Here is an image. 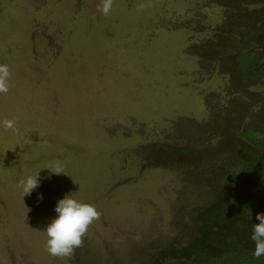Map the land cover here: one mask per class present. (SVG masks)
<instances>
[{
	"label": "rangeland",
	"instance_id": "1",
	"mask_svg": "<svg viewBox=\"0 0 264 264\" xmlns=\"http://www.w3.org/2000/svg\"><path fill=\"white\" fill-rule=\"evenodd\" d=\"M101 3L0 0V64L11 71L0 93V264H147L191 237L192 213L214 196L215 169H203L234 152L216 129L234 106L218 97L228 79L211 61L200 69L185 28H203L216 0H114L107 16ZM55 161L63 173L46 169ZM38 170L23 196L20 181ZM69 194L101 215L71 258L53 257L45 230Z\"/></svg>",
	"mask_w": 264,
	"mask_h": 264
},
{
	"label": "trees",
	"instance_id": "2",
	"mask_svg": "<svg viewBox=\"0 0 264 264\" xmlns=\"http://www.w3.org/2000/svg\"><path fill=\"white\" fill-rule=\"evenodd\" d=\"M216 6L203 28H185L200 69L209 70L211 61L228 79L218 97L234 106L216 115V129L234 141V152L203 169H215L205 185L214 196L192 213L191 237L156 249L147 264H264V257L254 259L251 240L256 214H264V0H216ZM252 95L261 99L244 98Z\"/></svg>",
	"mask_w": 264,
	"mask_h": 264
},
{
	"label": "clouds",
	"instance_id": "3",
	"mask_svg": "<svg viewBox=\"0 0 264 264\" xmlns=\"http://www.w3.org/2000/svg\"><path fill=\"white\" fill-rule=\"evenodd\" d=\"M113 6L114 0H102L101 5H98V11L107 16ZM10 77L9 66L0 64V93H8ZM3 126L5 131H11L13 134L20 132L14 119H5ZM46 169L53 174L63 173V166L59 161L52 162L50 168ZM39 185V170L34 175L27 176L20 181L23 196L31 194ZM38 199L42 200V195L38 196ZM54 211L57 213V217L48 224L45 230L48 237L46 251L53 257L71 258L75 250L83 245V238L89 227L100 218L101 213L97 211L94 204L80 202L74 199L71 194L58 200ZM256 219L259 223L253 225L251 240L255 244L253 257L259 260L264 257V214L257 213Z\"/></svg>",
	"mask_w": 264,
	"mask_h": 264
}]
</instances>
